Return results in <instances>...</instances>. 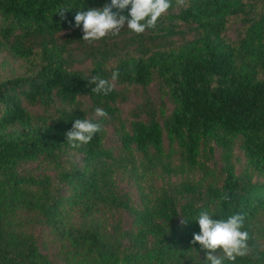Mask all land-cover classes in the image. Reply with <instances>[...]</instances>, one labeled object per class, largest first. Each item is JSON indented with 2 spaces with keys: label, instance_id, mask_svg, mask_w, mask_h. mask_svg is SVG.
Returning <instances> with one entry per match:
<instances>
[{
  "label": "trees",
  "instance_id": "trees-1",
  "mask_svg": "<svg viewBox=\"0 0 264 264\" xmlns=\"http://www.w3.org/2000/svg\"><path fill=\"white\" fill-rule=\"evenodd\" d=\"M108 3L0 0V52L35 64L28 74L0 80V264H206L205 252L191 243L201 210L213 219L243 214L253 252L235 264H264L258 243L264 233V10L247 20L235 45L221 32L228 16L244 13L241 0H189L163 17L190 22L195 38L147 47L125 25L120 33L138 39L133 48L96 49L82 39L74 17ZM162 18L145 32L174 34ZM64 30L68 43L84 45L91 60L86 73L68 67L66 44L55 39ZM116 70L120 85L159 80L174 104L163 125L149 112L127 126L115 88L107 96L91 92L90 75L110 79ZM23 103L46 113L33 115ZM96 108L107 118L96 117ZM85 118L102 131L73 149L65 133ZM105 125L113 126L116 150L104 145ZM36 160L45 172L24 169ZM118 177L133 183L137 202L118 188ZM38 227L45 240L38 241ZM48 243L52 256L42 250Z\"/></svg>",
  "mask_w": 264,
  "mask_h": 264
},
{
  "label": "rangeland",
  "instance_id": "rangeland-1",
  "mask_svg": "<svg viewBox=\"0 0 264 264\" xmlns=\"http://www.w3.org/2000/svg\"><path fill=\"white\" fill-rule=\"evenodd\" d=\"M243 2V14H235L227 17V21L221 32V37L223 40L231 45L235 43L243 36L244 30L248 25L247 20L251 18H257L258 15L264 10V0H241ZM186 7V6H185ZM185 7H179L176 5V0L172 8L169 10L170 13H178L181 9ZM162 22L169 26L174 34L170 36H158L152 35L150 33L144 32L140 34L143 36L144 44L149 46L165 47V45H178L182 42L189 41L196 37L197 30L193 28V24L190 22H185L183 20H168L165 17L162 18ZM69 31L64 30L55 35V39L58 43L64 45L66 44V52L64 55L69 56L67 63L68 67L73 70H78L86 73L88 67L91 63L90 58L87 57L86 49L84 45L78 40L69 41ZM126 31H122L117 36H111L106 38L105 42L101 44L99 41L91 44V47L109 48L116 46L118 48L128 47V50L137 44L138 39L135 36L125 35ZM134 37V38H133ZM126 41L127 44H126ZM130 46V47H129ZM111 60V58L109 59ZM35 64L32 61L20 60L11 57L7 52H0V80L17 76L28 74L32 69H34ZM114 88L118 91L119 95L115 101L118 108L120 119L128 126V123L136 119H144L149 112L154 113V116L159 120L160 124L163 125V121L168 117L173 111L174 104L168 98L165 88L161 87L159 80L153 77L149 83L145 85L131 84V85H120L114 82ZM85 104H88L87 98H84ZM83 100V101H84ZM30 113L33 115H42L46 111L42 107L29 106L23 103ZM106 137L104 139V145L106 147L117 149L118 141L115 139V134L113 132V126L105 125ZM164 147L168 146L167 139L164 137L163 140ZM80 155H76L74 158L77 162L80 161ZM214 166L219 167L220 162L218 161V155L215 152L213 156ZM214 166L212 168H214ZM26 171L31 173H43L45 172L44 164L40 161H32L23 165ZM117 186L119 189L123 190L128 195H133L135 192L134 185L126 177H118ZM134 202H137L136 194L131 196ZM126 217H124L125 219ZM35 235L38 241L46 239V233L40 228H36ZM258 243L261 247H264V233L258 238ZM42 250L48 253L50 256L53 255L54 248L48 243L42 247Z\"/></svg>",
  "mask_w": 264,
  "mask_h": 264
},
{
  "label": "clouds",
  "instance_id": "clouds-1",
  "mask_svg": "<svg viewBox=\"0 0 264 264\" xmlns=\"http://www.w3.org/2000/svg\"><path fill=\"white\" fill-rule=\"evenodd\" d=\"M188 2L189 0H176V5L185 7ZM171 7L172 0H110V3L100 9L77 11L74 27L82 25V39L88 44L108 36L119 35L125 25L132 33L140 35L146 30L155 29ZM67 9L59 11L61 17ZM126 10L127 16L121 14ZM119 75V71L116 70L111 73L110 79L90 75L86 81L88 85H93L92 93L107 96L113 91L114 82L118 80ZM95 116L103 119L107 118L108 113L102 108H96ZM100 131H102L100 123L87 118L76 119L65 136L69 146L75 149L89 144ZM228 199L227 194L221 196V200ZM212 217L207 210L199 212L195 220L198 222L200 232L194 233L191 241L194 244L198 243L205 252L206 264H225V261L235 264L238 258L252 254L253 249L249 243L252 237L245 227L246 218L243 214H233L226 219ZM180 223L186 224L187 219H182Z\"/></svg>",
  "mask_w": 264,
  "mask_h": 264
}]
</instances>
